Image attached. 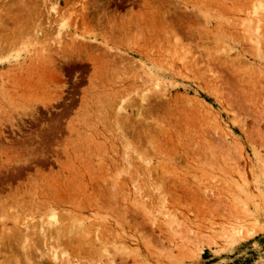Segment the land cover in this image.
Masks as SVG:
<instances>
[{"label": "rangeland", "instance_id": "obj_1", "mask_svg": "<svg viewBox=\"0 0 264 264\" xmlns=\"http://www.w3.org/2000/svg\"><path fill=\"white\" fill-rule=\"evenodd\" d=\"M24 246L264 264V0H0V264Z\"/></svg>", "mask_w": 264, "mask_h": 264}, {"label": "bare ground", "instance_id": "obj_2", "mask_svg": "<svg viewBox=\"0 0 264 264\" xmlns=\"http://www.w3.org/2000/svg\"><path fill=\"white\" fill-rule=\"evenodd\" d=\"M217 95V94H216ZM186 156V155H185ZM128 163V162H127ZM108 172V171H107ZM97 173V172H96ZM100 180V179H99ZM179 182V181H178ZM182 182V181H181ZM179 184V183H178ZM70 189V188H69ZM115 190V189H114ZM46 192V191H45ZM110 192H108V194H109ZM120 193V192H119ZM118 193V194H119ZM112 194H114V193H112ZM116 194V193H115ZM114 194V195H115ZM107 196H109L110 197V195H107ZM107 196H106V198H107ZM112 196V195H111ZM108 199V198H107ZM113 199H115V197H113ZM159 199V198H158ZM111 200V199H110ZM161 200V199H160ZM50 202V201H49ZM115 202H116V199H115ZM115 202L113 203V201H112V204H115ZM110 203V202H109ZM91 204H93V203H91ZM106 204H108L107 202H106ZM47 205V204H46ZM89 205V204H88ZM94 205H96V204H94ZM108 205H110V204H108ZM53 206H55V205H53ZM93 206V205H92ZM116 206V205H115ZM110 207H112V206H108V208H110ZM85 208H86V206H85ZM90 208V207H89ZM91 208H93V207H91ZM90 208V209H91ZM87 209H88V206H87ZM101 209H103V208H101ZM53 210V209H52ZM89 210V209H88ZM50 211H51V209H50ZM54 211V210H53ZM56 211V210H55ZM54 219V218H53ZM55 220V219H54ZM57 222V221H56ZM56 222H54V223H56ZM50 225V224H49ZM51 226H52V224H51ZM24 229H25V232H27V229L24 227ZM23 229V230H24ZM62 232V231H61ZM60 232V229L58 228V230H57V228L55 229V231L53 232L54 234H55V242H56V246H55V248H57L58 249V247H59V245H60V241H61V239L63 238V236L61 235L62 233ZM65 232V231H64ZM49 233V232H48ZM39 234H41V238H43L42 240H43V242L45 241V233L44 232H40ZM26 235V240L30 237V235L27 233V234H25ZM67 238V237H66ZM31 239V238H30ZM30 239H28V240H30ZM80 242L82 243V238H80V236H76V237H71L70 239H68L67 241H66V243H68V245H70V246H76V247H78V244H80ZM32 246H24V247H22V255H23V260L27 263V264H31L30 262L31 261H36V262H39V263H42V262H47L46 260H45V256L42 254V252H39L35 247H33V249L31 248ZM56 251V250H55ZM38 253V254H37ZM60 254V255H64V251H62V250H59L58 252H53L52 254H51V258H52V260H56L57 259V254ZM36 254L38 255V258L37 259H41V261H37V260H35L36 259ZM34 258V259H33ZM48 258H49V256H48ZM16 264H18V261H16ZM46 264V263H45Z\"/></svg>", "mask_w": 264, "mask_h": 264}]
</instances>
